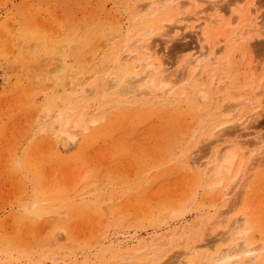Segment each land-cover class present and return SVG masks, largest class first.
<instances>
[{
	"label": "rangeland",
	"instance_id": "obj_1",
	"mask_svg": "<svg viewBox=\"0 0 264 264\" xmlns=\"http://www.w3.org/2000/svg\"><path fill=\"white\" fill-rule=\"evenodd\" d=\"M172 1L185 6L181 15L160 0H0V264H212L234 243L260 246L259 259L248 263L243 253L238 264H264V164L248 165L264 160V37L238 41L264 18V0L250 18V0ZM149 27L156 61L168 68L157 75L183 77L172 97L142 103L140 64L129 79L115 71L125 83L113 94L99 82L97 100L69 115L80 91L61 75L88 77L105 52H126ZM231 154L229 175L210 178ZM178 224L180 237L167 244ZM152 234L161 245L140 248Z\"/></svg>",
	"mask_w": 264,
	"mask_h": 264
},
{
	"label": "bare ground",
	"instance_id": "obj_2",
	"mask_svg": "<svg viewBox=\"0 0 264 264\" xmlns=\"http://www.w3.org/2000/svg\"><path fill=\"white\" fill-rule=\"evenodd\" d=\"M160 1L162 3L160 5V7H162V8H164L166 6H172L174 4V2H175V1L173 2L172 0H160ZM168 1H169V3H168ZM243 1H245V0H240L239 4L241 5L243 3ZM180 3H182V2H180ZM257 3H259L258 0L257 1L256 0H250V6L246 10L247 11L246 13L248 15V18H250V16H251L250 14L252 13V11H257L258 10ZM177 4H178V2H177ZM177 4L173 5L172 7H174V9L176 8L179 11L181 9L183 10V8L185 7V6L181 5V4L180 5H177ZM195 5H196V2H195ZM181 6H183V8ZM228 6L230 8V7H232V4H230ZM154 11H157V10H154V9L153 10H149V13H147V14L150 15V17H151V16H153L156 13ZM177 14L178 15H181V11L180 12H177ZM197 14H198V12H195L193 15L194 16H197ZM235 15H237V14H235ZM233 16H234V14H233ZM235 18H236V16H235ZM232 19H231V21L226 22L225 32L226 33H229L228 35H230V33L233 30V26L235 25V24H233V22H235V20L232 21ZM183 21L184 20L182 18L175 19V23L176 24H182ZM206 25H207V22L204 21V22H201L199 24V26H198V29L200 30L202 37L206 36V34L201 31V28H204ZM251 28L252 29L249 28V29H246L245 31H243L242 33H240L239 36H238L239 37L238 38V41H243L244 42L245 39L248 38L251 33H258L260 36L264 37V18H262L258 23H255L254 25L252 24V27ZM150 29L151 28L149 27V32L151 31ZM157 33H159V32H157ZM153 34L154 33L152 32V36H153ZM150 36H151V32L148 33V34H146V36L142 37V39H140V40L138 39L139 41L136 40V42H134V43H132L130 45H127L126 46V50L127 51L125 50L126 52H124L123 50H121V47L120 48L117 47V48H119V50H115V47H114L113 50L111 49V51L105 52L104 57H103V62L101 60V66L102 67L99 68L100 65L95 66L96 67L95 68V71L92 72L91 75H89L88 77H82V76L79 77V78L78 77H75L74 76V73H73V70H69V71L67 70L64 74H62L61 76H63V78L62 79L60 78L59 79V82H61L62 80L64 81V79L66 78L67 79V85L70 88L77 89L78 91H80V93L76 95V97H75L76 100L74 102H72V101L70 102V100H69L70 105H69V108L67 110L68 114L69 115H72V114H74V113H76L78 111L81 112V113H83L87 109L88 104L90 102V101L87 100V97H89V96H91L93 94H94V96H92L91 98L97 100V97L99 96V94H98V91H96L95 89L98 88L99 82H102V85H103L102 86V92L103 93L105 91V92H108L109 94H113L112 93L113 92L112 89H114L115 86L119 84L118 82H121L122 81V79L120 80V79L116 78L115 75H114L115 74V71L118 70V69L122 70L123 73H126V72L131 73V75H129L127 77L128 79H129V77H131L132 75H134V73H132V72H137L139 70H142V75H143L142 78L141 79L135 78V79H137L140 82H143V87H141V89L139 88L140 90L135 88V90H136V92L139 90L138 93H137V96L142 99L141 101H142L143 104L146 105V103L148 101H151L153 99L158 98L162 92H163V94H165V96H167L169 98L172 95L171 94L172 91L174 90V88H173L174 82L178 80L181 83L182 80H183V77L177 75L176 76L177 78H175L174 81H173V80H170L166 76H158L157 75V69H156L157 66L162 69V72L163 73H165L168 68H167V66H165L161 62L156 61V58L155 57H156L157 54H156L155 50L152 48V45L150 43ZM219 42H222L223 43L224 41H221L220 40ZM211 60H212V58H211ZM203 62H204V55H203L202 52L199 53L198 55H196L193 58V60H192V63H195L198 66V68H199V66ZM213 63H216V62L213 61ZM213 63H212V65H213ZM140 64L143 65V67L138 70ZM103 67H105V68H103ZM101 69H104V70L101 71ZM181 70L183 71V68H181ZM193 72H194V70H193ZM181 74H182V72L179 75H181ZM192 75H194V74L191 73V77H193ZM125 76H127V75H125ZM253 77H254V74L253 73H250V83H249V89L250 90H251L252 85H253ZM127 78H125V79H127ZM131 80H134V79H131ZM137 80H134V81H137ZM138 81H137V83H138ZM124 83H125V81L123 80L121 82V84H124ZM127 84H126V87H131L130 85L128 86ZM140 84H138V85H140ZM123 86H125V85H123ZM258 89L259 88H257V90ZM133 92H134V90H133ZM136 92H135V94H136ZM115 93L116 94L118 93V94L121 95L122 93L127 94L128 91H126V90L123 91L121 89H117L116 88L115 89ZM105 94L106 93H104V95ZM104 95H103V97H104ZM129 95L132 96V95H134V93L131 92ZM201 97L202 98H206V95L204 93H201ZM125 98H127V97H125ZM104 100L105 99L103 98V101ZM83 101H85V102L83 103ZM95 101H93V103ZM256 104L258 105V108L259 109L258 108L255 109V111H254L253 114L258 115L259 112H263V109L261 108V102H260V100H257L256 101ZM252 115H247L246 114V116H244V118L242 120L243 123L249 125V123L253 119ZM96 120H97L96 118H92L91 122H95ZM67 133L68 132H64V134L66 136L68 135ZM260 139H261V137L259 136L258 137V143L261 144V148H260L259 154L262 151H264V142H263V140H260ZM258 163L264 164V160L251 161V162H248V165H250V167H253V166L257 165ZM234 164H235V156L233 154H231V155H229L227 157H224V158H222V156H220L218 158V161L215 162V164L212 167V169H210V176L209 175L208 176L210 178H213V179H218L221 175H227L228 176L229 173L232 171V169L234 167ZM192 166L195 167L196 170L199 171L201 165L198 164V161H192ZM243 171H244L243 165L240 163V166H238V169H237V171L235 172V174L233 176V180L235 181L238 178H239L238 180H240V177L242 176ZM233 180H231V181H233ZM220 183H221V181L220 180H217V182L209 183L207 185V187L211 191H213V190L216 189V187ZM235 183H237V182H235ZM237 187H239V186H237ZM228 196H229L228 195V190H226L223 193H221L220 194V202L228 199ZM38 215H37V217H39ZM178 225L176 227H174L169 232L168 236L165 239H163L164 242H166L167 244H170V243H172L174 241V239L180 237V233H182V229H181V225L180 224H178ZM237 225H238V223L236 224V226ZM235 230H236L235 233L237 235L238 234H240V235L242 234V236H244L243 232H241V231L237 232L238 231V228L237 229L235 228ZM158 238H160V237L157 234L150 235L149 237H147L145 239L144 243H141L140 248L143 247L145 251H153V250H156V247L157 246H160L161 243H162V241L161 240L159 241ZM133 240H134V238L132 237V241ZM136 246L139 247V244H136ZM115 247L117 248V250H120V247H121L120 242H118L115 245ZM236 247H237V243L231 244L230 247H228L222 254H220L212 262V264H238L240 262V255L243 254V253L245 255H247V262L248 263H252L253 261L259 259V257H260V254L257 252V249L260 246H258V248L243 246L242 248L234 249ZM131 250L133 251V249H131ZM115 252H117V251H115ZM114 254L115 253H113V255ZM119 255H122V254H119Z\"/></svg>",
	"mask_w": 264,
	"mask_h": 264
}]
</instances>
